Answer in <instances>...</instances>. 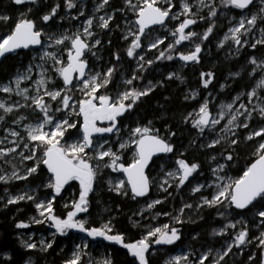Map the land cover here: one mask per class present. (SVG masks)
<instances>
[{
	"label": "snow or ice",
	"instance_id": "snow-or-ice-1",
	"mask_svg": "<svg viewBox=\"0 0 264 264\" xmlns=\"http://www.w3.org/2000/svg\"><path fill=\"white\" fill-rule=\"evenodd\" d=\"M39 2L40 0H14L18 6L28 5L27 11L20 13L14 26L6 35L0 36V57L16 53L18 49L40 46L37 49L40 63H30L23 72H17L7 83L0 84V93L7 97V100H0V127L4 132V135L0 137V159H3L6 164H11L12 167L10 173L0 174V182L7 184L13 180H28L34 174L43 173L45 180L37 187L50 190L43 200L37 199L29 191L12 195L7 199L5 207L21 201H33L38 215L31 217V222L37 225L47 224L49 228L54 229L51 240L42 239L39 243L21 240V246L28 250L46 252L56 243L57 235L67 236L74 230L93 240L102 238L120 245L132 258L130 264H151L150 249L153 245H173L181 239L180 230L177 227L169 224L151 227L140 239L128 242L123 233L114 232L111 220L97 227L92 226L88 219L80 218L81 214L89 213L90 194L95 191L94 186L105 169H110L113 173H122L126 177L121 179L109 176L107 181L109 191L124 197L130 196L131 199L145 197L150 191L151 184L145 170L152 157L157 153L174 152L173 144L161 136L160 130L155 128L152 121H148L146 125L138 124L134 128H129L128 138L125 140L122 137L120 118L142 103L143 98L148 97L164 83L148 81L143 86L134 84V81L143 79L138 73L144 70L145 64L151 66L154 63L152 59H146L145 56L140 55L137 49L143 50L142 38H147L146 30L150 29V26H164L168 20H177L179 23L171 33L174 42L168 44L165 50L159 51L155 59L173 60V53H175L185 64L200 63L201 44L213 34L214 18L218 15V7L241 10L238 22L229 28L219 46L223 47L225 41L231 40L237 46V53L245 45L257 49L258 45L264 46V27L260 28V36L254 42L245 37L251 36L257 28L258 21L264 23V6L260 7L256 13L245 16L244 10H248L254 4V0H220L219 6L215 0L211 2L197 0L199 7L195 12L187 0H182L179 12L173 11L176 7L173 0H165L163 6L159 0H124V9L119 11L126 9L134 15L135 19L126 21L128 27L123 38L129 41L131 37L126 54L129 58H137V71L118 84L115 82L117 71L115 64L107 67L106 70L94 71L87 58L88 53L95 56L94 49L102 43L100 39L95 38L93 29L95 27L102 30L110 29V23L114 19V12L96 15L109 6L110 0H98L94 14L87 17L75 32L59 35L46 33L43 25L57 17L62 5L56 3L40 16L41 23H38L29 14L33 12L32 6ZM261 3L264 4V0H261ZM63 7L69 10L70 14V10L76 9L77 4L75 0H64ZM204 8L208 9L207 17L200 14ZM79 15L83 16L84 12L79 11ZM181 16L184 17L182 20ZM60 18L64 19V17ZM70 18L77 17L70 16ZM9 19L7 15H0V21L7 22ZM198 19L209 22L203 33L186 32L185 30L195 25ZM45 36H47V42L44 40ZM196 37H199L200 42H195L193 38ZM164 39L157 37L147 47L158 49L159 45L164 43ZM184 41H191L194 45L193 49L187 52L179 51L176 45ZM53 46H59V52L48 50ZM62 53H66V57ZM36 59L37 57L34 56L33 60ZM115 59L117 62L121 59L118 52L115 54ZM48 61L52 62L50 68L45 67ZM248 63L252 66L249 76L256 81L250 91L239 92L230 103H222L215 115L210 110V100L205 99L198 109L184 117V122L191 123L197 130L198 137L204 136L206 132L216 133L210 142L202 145L206 148H215L222 142L238 145L237 130L249 129L244 139L255 141L253 152L255 159L241 170V174L235 178L229 177L225 172L229 165L218 163L212 169L214 177L212 182L197 183L191 191L196 194L201 193L203 188L211 189L210 195L201 194L200 203L196 207L217 208L218 215L222 217L232 214L228 210L247 211L254 208L255 215L260 218L259 226L264 225V57L257 58L252 55ZM34 68L39 69L38 78L32 75ZM50 71L53 75L48 74ZM230 76L236 78L240 76V73H230ZM200 77L203 87L207 88L215 78V74L201 72ZM167 79L183 80V77L172 72L168 74ZM26 82L30 83L26 84ZM220 87L223 89L226 85ZM76 92L80 95L76 96ZM113 92L115 94H112ZM197 95L198 93L193 91L190 95H186L185 99H195ZM13 96L20 99L14 100ZM242 97L246 98L247 103L242 101ZM254 100L259 103H253ZM23 110L31 111L34 122L25 123L30 120V116ZM9 117H11L10 121ZM257 118L261 123L257 127H252L251 122ZM222 121L226 122L222 124ZM69 129H75L78 133V139L72 143H68L65 139ZM169 133L172 136L175 135V132H171L170 129ZM105 134L115 135L118 147L114 148ZM125 150H133L130 162L122 160ZM9 157L12 159L10 160ZM16 157L19 158L22 166V174L21 168L14 162ZM212 159L215 160L216 157L213 156ZM224 159L231 162L234 159L233 153L228 151ZM175 163L177 167L166 173V178L160 185L165 192L172 187L173 183L179 189L186 182H190L189 178L193 177L200 168L198 163L189 162L183 158H178ZM73 181L78 182L79 190L69 202L64 204L68 210L62 217L57 214L55 203L57 198L61 197L65 186ZM5 191L7 192V189ZM161 203L160 199H156L147 203L146 207L152 209ZM192 207V204H184L180 209V215L174 217L176 222L183 223L181 217L184 209ZM221 208L225 211H219ZM163 214L168 215V213ZM236 214L240 213L236 212ZM238 224L241 227L231 242L223 250H215V255L210 248L195 260L190 258L193 253L189 252L171 256L165 264H206V262L222 264L225 257L232 252L233 247L239 248L252 243L253 240L258 241L257 247L264 248V230L260 231L259 236L249 239V227L243 219L229 221L219 230L214 229L212 235L230 234L229 230L236 229ZM29 226V223L23 220L16 223L17 228ZM88 248L87 242L75 244L71 256L66 258L63 264H94L90 259L84 260V257L88 255L86 251ZM249 259L251 260L252 257L250 256ZM26 264H31V260L26 261ZM102 264H113V262L110 259H104Z\"/></svg>",
	"mask_w": 264,
	"mask_h": 264
},
{
	"label": "trees",
	"instance_id": "trees-1",
	"mask_svg": "<svg viewBox=\"0 0 264 264\" xmlns=\"http://www.w3.org/2000/svg\"><path fill=\"white\" fill-rule=\"evenodd\" d=\"M39 3H41V9H48V11L54 6L50 0H40ZM35 6L36 5L32 6L33 12L29 15L35 20L40 21L38 18L40 9H37ZM27 7L28 5H16L14 0H0V11L4 10L10 17L7 22L0 23V36L6 35L10 28L14 26L15 11L20 9V12H24ZM60 11L69 14V10L66 8L61 7L59 12ZM74 13V9L70 10L71 15ZM52 22L53 20L49 21L48 24H52ZM204 30L205 29L197 25L194 27L193 31L201 34ZM213 38L214 37L211 36L208 40L202 42L200 63L186 64L185 69L180 73L183 80L166 79L169 72L180 69L178 68L177 60H157L155 57L159 54L154 55L152 59L154 63L151 66L145 64L144 70L138 73L143 79L134 81V84L136 86H143L146 85L148 81H152L153 83L163 81L164 83L159 85L148 97L143 98V102L139 103L133 110L125 113V115L120 118V126L135 127L138 124L146 125L148 121H152L155 128L160 130V134L174 145L175 142H177L175 139L176 135L189 132L191 129L187 125H180L184 116L198 108L201 101L186 100V92L197 90L199 92V98L204 97V94L207 92L206 89L213 90L217 88L223 82L225 73L229 72L231 68H233V70L238 69V63L241 60L239 58L235 61L225 63L213 49L211 50V56L206 57L205 54H202L206 50L207 45L212 44L211 39ZM193 39L195 42H200L199 37ZM185 43L193 45L191 41H185ZM263 48L262 46L260 47V49ZM126 49L127 48L122 46L114 33V35L109 38V44L103 47V54L108 58V63L110 65L115 64L116 67H118L120 61L117 62L115 59V54L117 52L120 54V57L123 59L127 58L130 63L132 62V58H129L126 54ZM243 52V58H246L248 54L251 53L249 48H244ZM256 52L258 53V48L255 50V53ZM260 53L262 54V50ZM28 60L29 51L25 49L18 50L15 54H6L5 57H0V84L11 79L17 69L26 64ZM208 61H214L215 65H209ZM121 71V69H117L115 73L116 83L119 80V73ZM132 72L136 71L132 70ZM201 72H212L215 74V78L208 88H204L202 85L200 77ZM111 87L112 86H110V88ZM231 87V89L225 90L229 96H233L237 91L235 85ZM101 91H103V89H101ZM112 94L115 93L113 92ZM1 129L2 127H0V130ZM169 129L171 132H175L174 136L170 135ZM77 136L78 133L76 130L72 129L66 133L65 139L67 142H70ZM235 149L236 151L233 153L234 159L231 162L226 161L227 165H229L228 169L232 172L234 177L240 175L241 170L247 167L250 161L255 159L254 156L249 155L247 150L240 149L238 146H236ZM167 156H170V153ZM182 158L189 162H196L199 164V156L195 154L193 150L187 151ZM1 164L2 160L0 159V165ZM44 171L46 172V169ZM109 176L114 178L119 175L112 172L108 173L107 170L103 171L101 176L103 180H101V178L98 179L100 184L96 183L94 186L95 191L90 194L91 206L89 208V213L81 214L80 218L87 217L90 224L97 227L111 220L114 226V232L123 233L128 242L140 239L145 232V227L151 224L154 219L155 221L153 224L155 225L170 223L174 217L180 215V209L186 204L185 195L183 193L185 186L179 189L176 186H172L168 188L167 192L156 195H152L150 192L148 198H160L162 203L156 205L150 213L137 218L133 211L138 206V202L141 201V199H131L130 196L122 198L121 195L108 191V183L106 181L109 179ZM44 180L45 176L42 173L41 175L34 174L29 177L28 180L7 184L0 182V264H24L28 259H33V264H63V261L70 255L73 244V231H70L67 236L57 235L56 243L46 252L25 250L20 244V232L25 231L35 234H46L49 227L47 224L37 225L31 222V217L37 215L33 201H21L18 204L8 205L7 207L4 206L5 204L2 201L5 193H16L26 188L36 190L37 193L35 197L37 199L43 196L46 197L50 190L37 187L44 182ZM5 189H7V192ZM78 190L79 184L75 181L70 182V185L65 187L61 197H58L55 203V209L58 215L62 217L66 215L68 209L63 206V203L69 202L72 196L78 193ZM144 199H147V197ZM257 207H260V205H257ZM219 211H225V209L221 208ZM228 211L232 214L222 217L218 215V210L214 207L210 208L204 206L196 211H191L187 208L184 209L181 217L183 223L172 222L170 225L180 230L181 239L173 245L153 246L152 249H150L151 264H165L164 261L167 256L173 254L178 249H188L193 254H195L198 249H202L203 252H206L204 250L211 248L214 252L219 247L224 246L229 240L233 239L237 232L236 229H230V234L212 235L214 229L219 230L229 221L235 222L243 219L245 222H251L253 220L252 218L255 216L254 208L247 211ZM236 212L240 214H236ZM157 213L160 214L157 215ZM163 213H168V215H164ZM98 217H102V220H98ZM146 218L147 220H145ZM21 220L29 223L30 226L28 228H17L16 223ZM136 222H138V224H136ZM251 238L250 234L249 239ZM257 244L258 243L252 242L249 243L247 247L233 248L232 252L225 257L222 264H262V261H264V248L257 247ZM98 251L99 253H104L113 264H130L132 260V258L126 254V249L114 243L103 242L97 250L95 249L93 251V254L97 255ZM250 256L252 257L251 260L249 259ZM7 257H11V259H7ZM192 259L195 260L196 257H192ZM206 264H208V262H206Z\"/></svg>",
	"mask_w": 264,
	"mask_h": 264
},
{
	"label": "rangeland",
	"instance_id": "rangeland-1",
	"mask_svg": "<svg viewBox=\"0 0 264 264\" xmlns=\"http://www.w3.org/2000/svg\"><path fill=\"white\" fill-rule=\"evenodd\" d=\"M50 1H51L52 5H55L56 3H60L62 5V8H64L63 7L64 0H50ZM75 2L77 4V8L74 9L75 13L73 15L65 14L64 12L60 11L59 14L57 15V17H55L53 19L52 24L43 25L46 33H48V34L55 33V34L59 35V34L65 33V32H67L69 34L72 32H75L76 29L79 28L83 24L84 20L87 17L92 16L94 14L95 5L98 3V0H87L83 3L79 2L78 0H75ZM173 2L176 5V7L173 9V11L179 12L180 11V4H181L182 0H173ZM187 2L192 5L193 12H195L197 10V8L199 7L197 4V0H187ZM206 2H211V0H206ZM159 3L163 6L165 3V0H159ZM215 3L219 6L220 0H215ZM262 6H264V4L261 3V0H254V4L251 5L248 10H244L243 15L250 16L251 14L256 13L258 11V9ZM35 7L37 9H40V14L38 15V18H40V16L42 14H44L45 12L48 11V9H44V8L41 9V3L37 4ZM119 9H124V0H110L109 6H107L104 11H102L100 13H96L97 16L103 15V14H105V12H107L109 14H112L114 12L115 15H114V19L110 23V29L102 30L99 27H95L93 29L95 32V38L100 39L102 42L101 45L97 46V48L94 49V51L96 52L95 56L91 55V53L87 54V58L89 60L90 67L94 71H101L102 69L106 70L107 67L111 66L108 63V58L106 56H104V54H103V51H104L103 47L109 44V38L111 36H113L114 33L118 37L119 42L122 44V46L125 48L128 47V44H129L131 37L129 38V41H126L123 38L124 35L126 34V29L128 27L126 21H129V20L134 21L135 17L130 11H127L126 9L124 11H119ZM19 10L20 9L15 11V15H14L15 16V22L17 21V19L20 16L21 12ZM26 11H27V9L24 12H26ZM79 11H83L84 15L80 16ZM217 11H218V15L216 18H214L215 19V29L213 31V34L211 35L214 37L213 39H211L212 44L207 45L206 50L202 54H205L206 57L211 56V50L213 49L215 53H218V56L220 57V59H222L225 63L226 62L228 63L230 61H235L236 59H239V58L241 60L238 63V66H237L238 69L233 70V68H231L229 70V72L225 73V78H224L223 82L217 88H214L213 90L206 89L207 92L204 94V97H201V98H199V92L197 90H194L195 92L198 93V95L196 96L195 99H188L189 101H195V100L201 101V103H203L205 101V99L210 100L209 107H210V110L212 111L213 115L216 114V112L219 110V106L222 103H230L232 101V98L235 97L237 95V93L250 91L252 89V87H254L256 81L251 79L249 76V72H250L252 66L248 63V61L252 55H255L257 58L264 57V48L260 49L261 46H259V45L257 47L258 53L257 52L255 53L256 49H252L250 47V45H245L244 47H241L239 50V53H237L236 52L237 46L231 40L225 41L224 46L220 47L219 46L220 41L224 40V36L226 33H228L229 28L238 22V20L240 18L241 10L234 9V8L229 10V9H225L222 7H218ZM200 14L207 17L208 16V9L204 8ZM0 15H7V14L4 10H1ZM70 16H75L77 18L71 19ZM60 17H64V19H61ZM31 18L34 19L32 16H31ZM183 18L184 17L181 16L180 19L182 20ZM37 22L41 23V21H38V20H37ZM0 23H4V22L0 21ZM178 23H179V21H177V20H168V22L164 26H160L158 28H155V29L148 31L146 33L147 38H142L143 50L137 49V52L140 55L145 56L146 59H153L154 55L159 54V51L165 50L167 48L168 44L174 42V37L172 36L171 33L174 30V28L178 25ZM197 25L203 29H206L209 25V22H206L205 20H199L198 19L197 23L195 25L190 26L185 31L186 32L187 31H193L194 27ZM117 26H119V27H117ZM261 27H264V23H261L258 21L257 28L254 29L251 36H247V37H245V39H248L251 42H254L255 39L259 38V36H260V28ZM157 37L165 38L164 43L162 45H159L158 49H149L147 47V45ZM44 40L47 42V36L44 37ZM39 47L40 46H38L36 49L28 50L29 51L28 62L26 64L22 65L21 67H19L13 76H15L17 74V72H23L28 67V65L30 63H32V64L40 63L39 57H38V52H37V49H39ZM193 47H194V45L189 44V43H185V41L182 42L180 45H176V48L179 51H184V52L192 50ZM262 47H264V46H262ZM244 48H249L250 52H251L250 54H248V56L246 58L242 57L244 55V52H243ZM48 50L59 52V46H53L52 48H49ZM261 50H262V54L260 53ZM62 55H64L66 57V53H62ZM173 55H174V60H177V65H178V68H180V69H178L176 71H172V72H176L180 75L181 71L185 69L186 64L183 61H180L178 59V57L175 55V53H173ZM34 56L37 57L36 60H33ZM126 60H127V58L123 59L121 57L120 64H118L119 66L117 67V69L122 70L119 73V80L117 81L118 84L121 83L125 78H130L131 75L134 73V72H132V70L137 71V58H132L131 63L128 60H127L128 61L127 62ZM124 61H126V62H124ZM208 63L211 66L215 65L214 61H210V62L208 61ZM51 64H52V62L48 61L47 64H45V67L50 68ZM38 72H39V69L34 68L33 73H32L34 78H38ZM172 72H169V73H172ZM236 72L240 73L239 77L233 78L232 76H230V73H236ZM48 74L53 75V73L51 71ZM168 74H167V76H168ZM167 76H166V79H167ZM257 79H259V77H257ZM7 82H4V83H7ZM60 82H62V81H60ZM27 83H30V82H26V84ZM221 85H226V87L221 89V87H220ZM234 85H235L237 91L235 94H233V96H229V94H227L225 90L231 89L232 88L231 86H234ZM22 86H24V85H22ZM192 92L193 91H187L186 95H190ZM75 95L79 96L80 93L76 92ZM12 99L19 100L20 98L13 96ZM241 99L243 102L247 103V100L245 97H242ZM0 100H7L6 95L3 93H0ZM253 103H259V101L254 100ZM250 107H251V105H250ZM196 109H198V108H196ZM194 110H192L191 112H193ZM23 111L26 115L30 116V120L25 121V123L34 122V117H32L31 111L30 110H23ZM8 119L10 121L11 117H9ZM241 119H243V118H241ZM225 122L226 121H222L221 123L223 124ZM251 124H252V127L259 126V124H260L259 118L252 121ZM185 125H187L191 130L189 132H185V133L183 132L182 134H184V135L178 134L175 136V139L177 142H175V145L173 144L174 152L170 153V156L163 158L160 161V164L157 167L153 168L152 171L150 172L151 173L150 189H151L152 195L164 193L165 191H163L160 188V185L163 183L164 179L166 178V173L174 170L177 167L175 162L178 158H182L183 155H185L187 151L193 150L195 152V154H197L199 156L200 168L198 169L197 173L193 174V177L189 178L190 182H186V184L184 185L185 187H184L183 193L185 195V202L193 205L192 208H187V209H189L191 211H196L197 209H199L198 207H196V205L200 203L201 194L210 195L211 189L203 188V189H201V193H196V194H193L191 189L193 187H195L197 183H199V184H210L212 182V180L214 179L212 169L215 168L218 163L227 164L224 157L227 156L228 151H231L232 153H234L236 151V149H235L236 146H238L240 149L247 150L249 155L253 156L255 141L245 140L244 138L247 135L249 129L241 128V129L237 130L238 136H239L238 145H229L227 142H222L220 145H217L215 148H206V147H202V145L210 142V139L215 137L216 133L215 132H206L204 136L198 137L197 130L192 127L191 123H185L184 118H183V121H182L180 126H185ZM129 128H134V127L121 126V134H122L123 139H125V140L128 138V129ZM18 130L22 131V129H18ZM69 130H72V129H69ZM3 135H4V132H3V128H2L0 130V137H2ZM105 136L110 140V142L113 144L114 148L118 147L117 137L115 135L105 134ZM76 139H78V136L68 143H72ZM256 139H259V138H256ZM226 149H227V151H225ZM123 155H127L126 157L131 161V159L133 157V150H125ZM213 156L216 157L215 160L212 159ZM9 159L11 160L12 157H9ZM1 160H2V164L0 165L1 166L0 174H4V172L10 173L12 170L11 164H6L3 159H1ZM14 162L17 164L18 167L21 168V174H22V166L20 165L19 158L16 157ZM26 163H31V162H26ZM105 170H107L108 173L111 172L110 169H105ZM225 172H226L227 176L235 178L234 175H232V172L228 169V167H226ZM221 174L223 175L224 173H221ZM101 176L99 178H101V180H103V178ZM114 178H117V177H114ZM118 178L123 179V177L120 175L118 176ZM17 181H22V180H13V181H10L9 183H14ZM96 183L100 184V182L98 180ZM172 186H175V183H173ZM165 187H167V185H165ZM107 189H108V186H107ZM25 191H29L30 194H32L34 196L37 193L36 190H30L27 188L22 189L16 193H8L7 192L4 194L2 201L4 202V204H6V201L10 196L17 195V194H20V193L25 192ZM110 192L115 193L113 191H110ZM122 198H124V196H122ZM38 199L43 200V199H45V197L43 196V197H40ZM156 199H159V198L149 197L147 199L139 201L138 206L133 211L134 215L137 218H139V217L144 216L147 213H150V211L153 208L147 209L146 205H147V203H150ZM64 204L65 203H63V206H64ZM141 213H142V215H141ZM85 219H88V218L85 217ZM252 219L253 220L251 222H246V223H247V226L249 227L251 237L253 238V237L259 236L260 231L264 230V225L258 226L259 220H260V218L258 216L255 215ZM98 220H102V217H98ZM145 220H147V218ZM154 221H155V219L153 220V222L151 224H149L148 226L145 227V232L143 234H145L147 232V230L151 227H161L163 224L171 225L172 222H176V220L173 218L170 221V223H161V224L155 225V224H153ZM240 227H241V225L238 224L236 230L239 231ZM53 231H54V229L48 228V232L46 234H35L33 232H25V231L20 232L19 233V240L20 241L21 240H30L31 242H36V243H39V241L42 239L45 241H49L52 239L51 233ZM73 232L74 233H73L72 251L75 248V244L81 243L83 241V242H87L89 244V248L86 249L88 255L84 257V260L87 261L90 259L94 262V264H102L104 259H108V257L104 253H99V251L97 252V255L93 254V251L95 249L97 250V248L100 245H102L103 242H108V241H103L102 238H96L95 240H93L90 237L84 236V234H82V233H78L74 230H73ZM231 240H229L224 246L219 247L216 250H223L224 248H226L227 244L231 242ZM252 242L258 243V241H256V240H253ZM247 244H245L241 247H245ZM153 246H156V245H153ZM233 248H235V247H233ZM25 250H28V249H25ZM34 251H39V250H34ZM72 251H71V253H72ZM189 252L190 251L188 249H178L173 254L168 255L167 258L165 259L164 263L171 256L183 255V254H186ZM71 253L68 256V258L71 256ZM201 253H203V251L201 252L198 249L196 251V253L193 254L190 258L192 259V257H198ZM213 255H215V251L213 252ZM30 260H31V264H33L34 263L33 259H30ZM27 261H29V259ZM24 264H26V261L24 262Z\"/></svg>",
	"mask_w": 264,
	"mask_h": 264
},
{
	"label": "flooded vegetation",
	"instance_id": "flooded-vegetation-1",
	"mask_svg": "<svg viewBox=\"0 0 264 264\" xmlns=\"http://www.w3.org/2000/svg\"><path fill=\"white\" fill-rule=\"evenodd\" d=\"M83 3V2H82ZM168 22V21H167ZM166 22V23H167ZM155 29V28H154ZM150 31V30H149ZM148 32V31H147ZM146 32V33H147ZM20 50H24V49H20ZM25 50H30V49H25ZM18 51V50H17ZM13 54H15V53H13ZM161 136H163V135H161ZM169 153H166L165 155H163V156H156V157H154V158H152V160L150 161V163H149V166L146 168V173L149 175V178H150V176H151V171H152V169L153 168H155V167H157L159 164H160V161L163 159V158H165V157H168L167 155H168ZM125 156V157H124ZM124 156H122V160H126V162H130V160L126 157L127 155H124ZM115 174V173H114ZM116 174H118V175H120V176H122L123 177V179H125V177L123 176V174L122 173H116ZM67 186V185H66ZM65 186V187H66ZM151 192V189H150V191H149V193ZM149 193L145 196V197H147L148 198V195H149ZM145 197H137V198H139V199H141V200H144V198ZM103 240V239H102ZM103 241H105V240H103Z\"/></svg>",
	"mask_w": 264,
	"mask_h": 264
},
{
	"label": "water",
	"instance_id": "water-1",
	"mask_svg": "<svg viewBox=\"0 0 264 264\" xmlns=\"http://www.w3.org/2000/svg\"><path fill=\"white\" fill-rule=\"evenodd\" d=\"M79 2H85V1H87V0H78ZM167 22V21H166ZM161 25H152V26H150V29H148V30H146V32L147 31H149V30H152V29H154V28H158V27H160ZM38 46H35L34 48H30V49H36ZM18 50H20V49H18ZM10 54H13V53H10ZM166 153H157V154H155L152 158H154V157H156V156H163V155H165ZM150 163V162H149ZM125 179H126V177H125Z\"/></svg>",
	"mask_w": 264,
	"mask_h": 264
},
{
	"label": "bare ground",
	"instance_id": "bare-ground-1",
	"mask_svg": "<svg viewBox=\"0 0 264 264\" xmlns=\"http://www.w3.org/2000/svg\"><path fill=\"white\" fill-rule=\"evenodd\" d=\"M160 199V198H159ZM161 200V199H160ZM249 245V243L245 246V247H247ZM199 251H203L202 249H199ZM204 251H207V250H204Z\"/></svg>",
	"mask_w": 264,
	"mask_h": 264
}]
</instances>
